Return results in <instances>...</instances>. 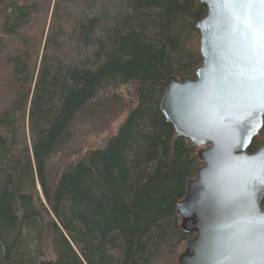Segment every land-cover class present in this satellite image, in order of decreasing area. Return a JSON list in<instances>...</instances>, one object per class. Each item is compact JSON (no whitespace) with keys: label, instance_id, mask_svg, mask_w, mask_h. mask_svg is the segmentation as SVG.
<instances>
[{"label":"trees","instance_id":"obj_1","mask_svg":"<svg viewBox=\"0 0 264 264\" xmlns=\"http://www.w3.org/2000/svg\"><path fill=\"white\" fill-rule=\"evenodd\" d=\"M205 13L0 0V264H178L193 234L175 203L202 162L159 100L201 65ZM263 143L261 127L247 151Z\"/></svg>","mask_w":264,"mask_h":264},{"label":"water","instance_id":"obj_2","mask_svg":"<svg viewBox=\"0 0 264 264\" xmlns=\"http://www.w3.org/2000/svg\"><path fill=\"white\" fill-rule=\"evenodd\" d=\"M195 26L199 32L201 65L194 78L179 80L171 75L163 82L159 109L178 137L187 138L198 147L202 165L195 177L186 181V192L175 203L180 228L193 234L178 254V264H240L235 259L243 250L242 233L246 226L242 193L247 190L259 212L264 198V184L250 179L247 162L264 153V143L248 152L258 135L253 118L251 127L240 123V106L229 111L218 109L216 93L221 78L233 68V40L213 19L210 4Z\"/></svg>","mask_w":264,"mask_h":264},{"label":"snow or ice","instance_id":"obj_3","mask_svg":"<svg viewBox=\"0 0 264 264\" xmlns=\"http://www.w3.org/2000/svg\"><path fill=\"white\" fill-rule=\"evenodd\" d=\"M213 19L233 40L232 71L222 78L216 93L218 109L229 111L242 107L240 123L251 127L259 119L256 131L264 127V0H207ZM250 179L264 184V153L247 162ZM247 217L242 233V253L235 257L240 264H264V212L254 205L252 195L242 194Z\"/></svg>","mask_w":264,"mask_h":264},{"label":"rangeland","instance_id":"obj_4","mask_svg":"<svg viewBox=\"0 0 264 264\" xmlns=\"http://www.w3.org/2000/svg\"><path fill=\"white\" fill-rule=\"evenodd\" d=\"M99 36H102L103 34H104V26H100L99 28H98V33H97ZM42 261H44V260H42Z\"/></svg>","mask_w":264,"mask_h":264}]
</instances>
